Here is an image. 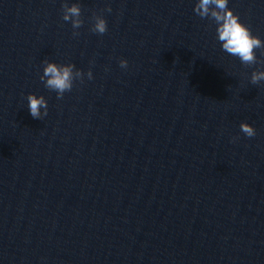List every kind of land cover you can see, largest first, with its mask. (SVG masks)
<instances>
[{
    "label": "clouds",
    "instance_id": "clouds-1",
    "mask_svg": "<svg viewBox=\"0 0 264 264\" xmlns=\"http://www.w3.org/2000/svg\"><path fill=\"white\" fill-rule=\"evenodd\" d=\"M229 0H197L194 12L200 18L212 20L217 25V39L221 44L222 50L229 55L238 57L241 64L251 66L257 63L264 64V60H258L257 49L260 55L264 56V41L258 36L253 35L251 29L241 22L239 15L228 6ZM111 12V7L105 9ZM64 21H70L74 29L73 35H79L78 31L84 21L81 19V7L79 3H72L71 6L65 2L62 4ZM94 23L91 31L104 34L107 31V22L102 15H93ZM127 60L121 59L120 66L126 68ZM91 70L88 71V79H92ZM84 73L75 69L74 64H57L55 62H44L43 74L40 76L45 87L57 93V99H62L65 92L73 88L74 81L83 82ZM250 81L253 85L264 81V70L253 71ZM28 109L34 119H42L48 115V102L43 95L28 94ZM43 109V111H42ZM240 130L247 137H254L256 130L247 122H241ZM236 138H234L235 140Z\"/></svg>",
    "mask_w": 264,
    "mask_h": 264
}]
</instances>
